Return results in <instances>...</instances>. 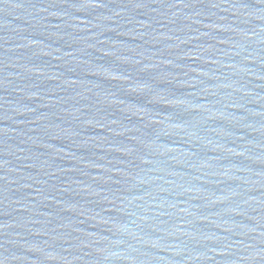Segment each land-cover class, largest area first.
I'll list each match as a JSON object with an SVG mask.
<instances>
[{
	"label": "water",
	"instance_id": "water-1",
	"mask_svg": "<svg viewBox=\"0 0 264 264\" xmlns=\"http://www.w3.org/2000/svg\"><path fill=\"white\" fill-rule=\"evenodd\" d=\"M0 264H264V0H0Z\"/></svg>",
	"mask_w": 264,
	"mask_h": 264
}]
</instances>
